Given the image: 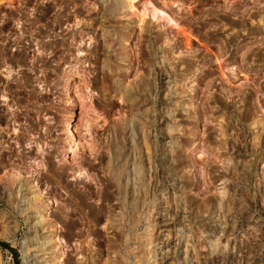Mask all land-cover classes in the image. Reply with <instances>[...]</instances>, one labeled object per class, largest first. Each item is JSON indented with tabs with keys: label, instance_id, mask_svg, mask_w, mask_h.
Returning <instances> with one entry per match:
<instances>
[{
	"label": "rangeland",
	"instance_id": "obj_1",
	"mask_svg": "<svg viewBox=\"0 0 264 264\" xmlns=\"http://www.w3.org/2000/svg\"><path fill=\"white\" fill-rule=\"evenodd\" d=\"M25 255L264 264V0H0V264Z\"/></svg>",
	"mask_w": 264,
	"mask_h": 264
},
{
	"label": "bare ground",
	"instance_id": "obj_2",
	"mask_svg": "<svg viewBox=\"0 0 264 264\" xmlns=\"http://www.w3.org/2000/svg\"><path fill=\"white\" fill-rule=\"evenodd\" d=\"M104 3H106V1H104L103 2V4ZM109 3V2H108ZM114 3V2H113ZM106 5V4H105ZM104 5V6H105ZM106 11H108V10H106ZM110 13H112L111 11H110ZM110 13H108V14H110ZM113 15V14H112ZM61 18V17H60ZM107 18V17H106ZM108 19V18H107ZM108 30V29H107ZM108 33V32H107ZM112 40L110 41L111 43L108 45H106V46H104L105 47V54L107 55L106 57L107 58H109V56H111V52H113L114 51V49H116V48H118L119 46H120V42H121V40H120V38H119V36H116V35H114V34H112V38H111ZM105 44V43H104ZM105 56V55H104ZM113 58V57H112ZM106 59V58H105ZM104 62V61H103ZM102 62V63H103ZM107 62V61H106ZM106 62H105V64H106ZM101 63V64H102ZM107 66V65H106ZM103 67H105V65L103 66ZM107 68V67H106ZM116 81V80H115ZM118 93V92H117ZM69 125V124H68ZM68 127V126H67ZM66 129H68L67 130V132H65V133H68V135L70 136V137H72V133H71V130L69 129V127L68 128H66ZM73 131V130H72ZM74 137V136H73ZM70 139V138H69ZM73 140V139H72ZM36 199H38V198H36ZM38 217H39V215L38 214H35V218H37V222H41V219L39 220L38 219ZM33 218H34V215H33ZM28 219H29V216H28ZM27 219V220H28ZM36 224V223H35ZM47 243V241H43V244H46ZM41 248H42V246H41ZM50 250V249H49ZM25 254V253H24ZM52 255H54V254H52ZM24 261H23V264H30V258H29V256H24V259H23ZM46 261V260H45ZM48 262V261H47ZM41 263V262H40Z\"/></svg>",
	"mask_w": 264,
	"mask_h": 264
}]
</instances>
